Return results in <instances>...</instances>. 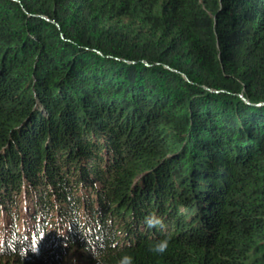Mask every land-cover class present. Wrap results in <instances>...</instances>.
Here are the masks:
<instances>
[{"label": "trees", "instance_id": "trees-1", "mask_svg": "<svg viewBox=\"0 0 264 264\" xmlns=\"http://www.w3.org/2000/svg\"><path fill=\"white\" fill-rule=\"evenodd\" d=\"M71 251L264 264V0H0V264Z\"/></svg>", "mask_w": 264, "mask_h": 264}, {"label": "clouds", "instance_id": "clouds-1", "mask_svg": "<svg viewBox=\"0 0 264 264\" xmlns=\"http://www.w3.org/2000/svg\"><path fill=\"white\" fill-rule=\"evenodd\" d=\"M145 224L147 225V227L149 228H154V227H160L163 228L164 227V221L162 218L156 216L155 214L146 217L145 219ZM168 245H169V241L168 240H162V241H158L155 243V245L152 247L151 251H153L154 253L157 254H163L164 252L167 251L168 249ZM119 264H133V260L132 257L130 256H124Z\"/></svg>", "mask_w": 264, "mask_h": 264}, {"label": "rangeland", "instance_id": "rangeland-1", "mask_svg": "<svg viewBox=\"0 0 264 264\" xmlns=\"http://www.w3.org/2000/svg\"><path fill=\"white\" fill-rule=\"evenodd\" d=\"M59 264H87V263L82 254L71 251L60 261Z\"/></svg>", "mask_w": 264, "mask_h": 264}, {"label": "water", "instance_id": "water-1", "mask_svg": "<svg viewBox=\"0 0 264 264\" xmlns=\"http://www.w3.org/2000/svg\"><path fill=\"white\" fill-rule=\"evenodd\" d=\"M242 97L247 101V102H249L243 95H242Z\"/></svg>", "mask_w": 264, "mask_h": 264}]
</instances>
